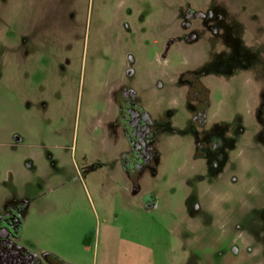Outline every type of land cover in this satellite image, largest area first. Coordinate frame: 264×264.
<instances>
[{"label": "rangeland", "instance_id": "obj_1", "mask_svg": "<svg viewBox=\"0 0 264 264\" xmlns=\"http://www.w3.org/2000/svg\"><path fill=\"white\" fill-rule=\"evenodd\" d=\"M122 89L151 120L137 186L111 124ZM9 211L45 264H99L106 223L153 264H264V0H0Z\"/></svg>", "mask_w": 264, "mask_h": 264}, {"label": "flooded vegetation", "instance_id": "obj_2", "mask_svg": "<svg viewBox=\"0 0 264 264\" xmlns=\"http://www.w3.org/2000/svg\"><path fill=\"white\" fill-rule=\"evenodd\" d=\"M197 16L198 14L194 12H188L185 16L186 19L181 23L183 30L189 28V22ZM177 34L181 38L184 37L183 39H189L188 35L182 36L180 31ZM187 90V92L190 91L189 96H202L203 103L200 108L203 112H207L208 99L203 86L199 82L193 81L192 88H187ZM134 97V92L130 89H122L117 93L112 103L113 119L111 124L121 126L124 130L130 148L125 157V165L129 177L137 186L138 174L152 160V152L148 151L144 145V135L149 130L151 120L149 115L134 103ZM201 121L199 117L196 119L198 124ZM150 199L151 197L146 198V205L151 204ZM21 229V219L14 211L0 216V264H45L36 254L19 245Z\"/></svg>", "mask_w": 264, "mask_h": 264}, {"label": "crops", "instance_id": "obj_3", "mask_svg": "<svg viewBox=\"0 0 264 264\" xmlns=\"http://www.w3.org/2000/svg\"><path fill=\"white\" fill-rule=\"evenodd\" d=\"M140 209L146 210V204ZM99 264H153L152 246L144 240L122 235L121 230L106 223L94 242Z\"/></svg>", "mask_w": 264, "mask_h": 264}]
</instances>
